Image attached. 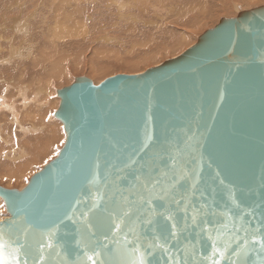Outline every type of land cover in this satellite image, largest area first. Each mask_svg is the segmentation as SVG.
Masks as SVG:
<instances>
[{"label":"water","instance_id":"water-1","mask_svg":"<svg viewBox=\"0 0 264 264\" xmlns=\"http://www.w3.org/2000/svg\"><path fill=\"white\" fill-rule=\"evenodd\" d=\"M57 94V158L0 187V264H264V6Z\"/></svg>","mask_w":264,"mask_h":264},{"label":"rangeland","instance_id":"rangeland-1","mask_svg":"<svg viewBox=\"0 0 264 264\" xmlns=\"http://www.w3.org/2000/svg\"><path fill=\"white\" fill-rule=\"evenodd\" d=\"M47 1H49V0H45L44 1L43 6L40 5L41 4L40 0L38 2L36 0H25V2L22 3V5L24 4L23 7L26 9L25 13L23 14L24 16L25 15H29V14L30 15H33V14L36 15L31 20H29V19L27 20V22L30 21L28 26H27V31L29 33H25L26 34L25 36L21 35L20 33H18L17 35L15 33H12V35H9V36L2 34V36H1L2 38H1L0 44L3 45V47L1 49L2 50L4 49V50L2 51L3 53L0 50V52H1L0 53V57H1L0 58L1 59L0 60V75H1L0 76L1 77L0 81L2 82L1 83L2 85L0 84V95H1V97L3 96V99L4 98L5 99H9V100L11 99L10 100L11 102L13 101V99L14 100L16 99L15 101H13V103H15V110L17 112L19 110V109H17V104H20L22 102V101L19 100L21 98L19 95H24V97L29 99L30 102H28V103H30V105H28V106H31V108H33V106H37V104H39V102H41L40 101L41 98L38 99L35 102V100H36L35 96H34L35 94H29L28 91L26 92V94H23L22 92H21V94H19L20 90H18L19 88H16V87L24 86L23 84H26L25 86H27V84L28 83L30 84V82L34 79V77L32 75L30 76V73H32V72H30L29 67H28L29 63H31V61L28 60V58H29V56H27L28 52L33 54L34 59L37 58L36 61L39 60V63L37 62V64H39V66H40V65H44V63H46V57H47L46 55L49 56V54H45V55H43L44 57H42V54H40V53H43V51L46 48H47V50H49L51 48L49 50L50 55H52L53 58H55V57L59 58V56H60V60L59 59L58 60L61 61L60 65L63 66L62 67L63 71H64L63 74L66 73L65 75H63L64 78L55 79L54 82H53V85H51V88H52L51 89L52 90V95L50 96L51 100L50 99H45V100H47V105L49 104L48 107L46 106L47 107L46 108L45 106H42L43 109L40 107V108H38L39 111H37L35 109V107H34L31 110L33 112L35 111V114H36V118L34 120L35 122L33 121V119H32V121L31 120H27L26 122L28 123V125L30 124L29 125L30 127L26 125L27 124L26 122L24 123L25 127H27V128L29 127L28 128L29 131L33 130L32 128L34 127V125L35 126L37 125L36 127H40L41 124H45V125L48 124L47 127H45V130L49 129L48 131L50 133L47 130H46L47 132L45 130H43V131L38 133L37 130L34 128L36 130L37 134H35L36 132L35 133L32 132V135H31V133L27 132L26 136H25V134H23V136H22L23 132H21V131L18 132L21 129L19 127H17V126L13 127V124L10 123V121L13 119V114L5 112V113H3V116H0V119H1L0 121L2 122L0 124V126H1L2 130H5L4 131L5 133L3 132L5 137L7 135L9 137L10 133H12V135H13L12 138H14V137L16 138L15 143H11V144L5 143V140H0V145H2V146L5 145L6 146V149L4 148L6 150L5 151L6 157H4V159H3V156H2V152L3 151L0 149V173L5 172L7 170V165L8 164L14 166L15 164L13 163V161H16L18 159V157L22 154L19 150L16 149V147H23L24 156H25L23 160H27V161H30L31 158L26 156L25 150H26V148H28L30 146V144L31 145H34V143L38 144V145L46 144V145H49L48 148L50 149V150L48 149V153L45 156H43L42 153L40 154L39 161H36L33 164H31L29 162L30 165H32V166H31V168L29 170H27L24 174L21 175L23 177V179L21 181H8V180L0 179V187L5 188V189H9V190H20L21 187L26 182L30 181V179L33 177V175H35L37 172L41 171L47 164H49L54 159H56L58 154H59V152L61 151V149L64 146L63 135H60V133L57 132V129H55L56 125H58L59 127L62 126L63 132H64V134H66L63 124L58 119L55 118V113L59 109V106H60L59 102L61 101L60 98L58 97V94H57L58 90H61V89L65 88V87H68V86L72 85L75 82V80L77 78H80V77L89 78L90 80L93 81V83L95 85H99L100 83H96L97 80L99 82H103V80L108 79L110 77L117 76V75H122V74L134 75V73L140 74L141 71H143V69L146 68L145 71H147L148 69L158 65V62L160 60L163 59L162 63H164L165 61H167V60H169L170 58L173 57V52H172L171 49H170L171 53L168 52L166 54V52H162L161 54H158L156 56L155 55H149V54H151L149 52L150 50H152V49H154L156 47L159 48L164 43H168L169 44L171 42L170 43V46H171L172 43H175L176 41L178 42V40H179V37L177 39V35L174 33V35H176V36L171 41V36H173V33H172L173 31L171 30V32L169 33V35L167 34L165 39L163 38V36L161 34H157V36L154 37V38H151L150 34H146V36H150V37H147V39L145 38V39L142 40V44H144V42H145V44H144L145 46H137V47H135V44L137 43V40L136 39H130L129 40V37H131L134 34L136 35L139 31L137 30V32H136V30H135L136 28L133 29L131 27L132 26L135 27L137 25L136 27H137V29H139V27L143 26L144 23L142 21V18L144 19V17L141 16V14H142L143 10H146V6L145 5L143 6L141 4H136L133 1H132V3H134L136 5H129L127 3V2H130L129 0H116L117 3L115 2V0H95V2L93 0H81L83 2V4H84V5H82V2L80 1L81 6L82 7H86L87 6L89 8H88L87 11L86 10L84 11L83 15L77 13L76 16L79 19H81L80 22L82 24H84L85 26H87L89 28L90 32L86 33L88 35L85 34V35L79 36V37H77V36H72L70 38L68 37L69 39H65L66 41L64 39L63 40L61 39L59 41L56 40L57 42H60V45H59V43H57L56 41H51L50 40L51 41L50 42L48 40V39H50V37L46 36V35H49L50 33H40V34H45V35H43L41 37V43L43 42L41 47L38 48L39 47V45H38L37 48L33 49L32 51H26V50H30L32 48V46H34L36 44V43L32 44L33 42H35L32 39H31L32 43L24 42L26 45H23V43L21 42V41H25V39H28L32 34H36V33H31V35H30V32L32 30H33V32L35 31V29L31 30L30 26H34V24L38 20H41V19L43 20L44 18L49 19V22L53 23L51 18H52V15L54 17L55 11H52V10L57 8L58 5L62 4L61 6H63V3H64V6H65V5H67L65 3H73L74 2V1L71 2L72 0H67V1L66 0H61V1H58L59 2V4H58L57 0H50L49 2H47ZM154 1L158 5H156L154 3ZM154 1H152L153 3L150 2V5H149V9L148 10L150 11V15H151V11H152L151 8H153V7L156 8V9L160 8V9L169 10L167 6L164 7L163 5H161L163 3L160 4V3L156 2V0H154ZM166 2H168V1H166ZM123 3H124V5H123ZM219 3L222 4V5H220ZM233 3L236 4V6H235L236 9L234 8ZM55 5H56V7H55ZM90 5H92V7ZM117 5H122L124 10L122 12H119ZM41 6H42V8H40ZM70 6H71L70 8H72V5H70ZM218 6H219V8H215V10L213 11V16L208 18L209 20H205L206 22L203 21L202 24H200L198 26L199 28L197 27L195 29L194 28L189 29L190 33L189 34L187 33L188 37H186V39L184 40V47L183 46H179V47H181V49L185 50L186 47L188 49V46L190 47V46L194 45L198 41V38L200 36H202L206 31L214 29L219 24L221 19H223V18L234 19V18L238 17L240 12L250 11V10H253V9H256V8H259V7H263L264 6V0H233V2H230L229 0H221V1L219 0ZM49 8H51V9H49ZM64 8L65 9L67 8V10L70 9L68 6L67 7L65 6ZM64 8L62 7V9H64ZM186 8H188V7H186ZM41 9H42L43 12L41 11ZM33 10L38 12V13L34 12ZM52 12H53V14H52ZM40 13H41V15H40ZM90 13L93 14V15L99 13V15L101 17H103V18L107 17V19L109 18V20H107L106 22H102L97 27V30L95 31V30H93L94 25L92 24V21L89 20V18H88V16H90ZM185 13L186 12H184V14ZM49 15H51V16H49ZM156 15L157 14H155V16ZM189 15L190 14H187V16H189ZM48 16H49V18H48ZM117 16H120L121 18L117 17ZM166 16H168V15H164L163 18L167 19ZM133 17L136 18V19H134V21H132ZM114 18H116V19L113 21ZM34 19L37 20V21H35ZM166 22L169 24V23H172V22H175V21H172V22L171 21L170 22L166 21ZM155 24H156L155 27L159 26L157 23H155ZM121 25H123V29L122 30L119 28V26H121ZM99 28H102L101 29L102 31ZM130 28L132 29V32H131ZM163 29H165V25H163ZM125 30L127 31L126 33H125ZM176 33H179V32L176 31ZM14 34H15V37L17 38V40H18V43L20 42L19 44H21L22 47H23L22 48V50H23L22 54L23 55L22 54L17 55L18 57H16V50H14L17 47V46H15ZM191 34H192V36L190 37ZM81 37H83V38L81 39ZM187 38L189 39V41L187 40ZM10 39H12V42H11ZM45 39H46V43L44 42ZM101 39L103 40V42L100 41ZM120 39H121V41H120ZM149 39H152L151 42L148 41ZM67 40L69 42H67ZM85 40H86L87 44L85 43ZM64 41L67 42V44L66 43L64 44ZM52 42H54V43L52 44ZM55 42L57 44H55ZM189 42L192 45H190ZM45 44L47 46H45ZM70 44H71V46H70ZM28 45L31 46V47H29ZM53 45L54 46L57 45L59 47L56 46V47L52 48ZM64 45L66 47H68V49H66V47ZM14 46H15V48H13ZM11 47L13 48L12 52H11ZM24 48H26V50ZM54 48H55L56 51H54ZM63 48H65V50H67L68 52L64 51ZM52 49H53V51H52ZM60 50H63L64 54H63V51H60ZM9 53H10V55H9ZM35 53H36V55H35ZM54 53H55V55H54ZM57 54H59V55L56 56ZM169 56H171V57H169ZM154 57H156V58H154ZM40 58H42V60ZM61 58H63V62H62ZM147 59H148V61H147ZM43 61H44V63H43ZM8 62H9V64H6ZM26 63H27V65H25ZM17 65H19L20 67L17 68ZM150 66H152V67H150ZM23 70H26L28 73H26L24 76H20V73ZM43 70L44 69H42V71ZM3 71H4V74H3ZM39 72H41V70ZM43 72H41V73H43ZM1 73L4 76H2ZM15 78L17 80H20V81L15 82ZM103 78H105V79H103ZM15 85H17V86H15ZM20 85H22V86H20ZM35 88H36L35 86L34 87L32 86V88L30 87V89H35ZM12 89H13L14 92L12 91ZM57 103L59 104V106L57 105ZM32 104H33V106H32ZM34 104H36V105H34ZM10 105H11V103H10ZM23 110L24 109L19 111V115L17 113L19 121H21V117L23 116L22 113L23 112L26 113ZM49 110H51V111H49ZM44 113H46V114H44ZM50 113H51V115H50ZM7 114H10L9 117H8ZM9 118H10V120H9ZM31 124L33 125V127H32ZM48 127H50V128H48ZM30 128H31V130H30ZM15 133L18 134V135H16ZM46 133H48L47 134L48 136L45 135ZM20 135H21V137H20ZM44 135L47 138H44L45 137ZM55 135L58 138L54 139ZM3 136H1V137H3ZM37 137L40 138V140ZM49 140H50V144L51 145L48 144V142H46V141H49ZM33 141H38V142H33ZM42 142H44V143H42ZM1 156H2V158H1ZM40 157L42 159H40ZM10 160H13V161H10ZM7 213H8L7 212V208H3L2 209V214H7Z\"/></svg>","mask_w":264,"mask_h":264},{"label":"bare ground","instance_id":"bare-ground-1","mask_svg":"<svg viewBox=\"0 0 264 264\" xmlns=\"http://www.w3.org/2000/svg\"><path fill=\"white\" fill-rule=\"evenodd\" d=\"M37 2L39 1V0H36ZM41 1V4L40 5H42L43 6V4H44V1L45 0H40ZM50 1V0H49ZM49 1H47V2H49ZM58 1H61V0H57V2ZM67 1V0H66ZM74 1V2H73ZM80 1L81 0H72L71 2H73V3H65V4H67V5H65L66 7L68 6L69 8L71 7L70 5H72V8H70V9H68L67 10V8L65 9L64 7V3H63V6H61V5H58L57 6V8H55L56 7V5H55V9L54 10H52V11H55V14H54V17H53V15H52V21H53V23L52 22H49V19H47V18H44L43 20L41 19V20H35V21H37L35 24H34V26H30V29L32 30V29H35V31L33 32V30L30 32V35H31V33H36V34H32L28 39H25V41H21L22 43H23V45H26L24 42H30V43H32L31 42V39L33 40V41H35V42H33L32 44H35L34 46H32V48L30 49V50H26V48H24L26 51H32L33 49H35V48H37V46L39 45V47L38 48H40L41 47V45H42V43H41V37L43 36V35H45V34H40V33H50L49 35H46V36H49L50 37V39H48L49 41L51 40V41H56V40H65V39H69L70 37H72V36H77V37H79V36H83V35H85L86 33H89L90 31H89V28L87 27V26H85L84 24H82L80 21H81V19H79L77 16H76V14L77 13H79V14H84V11L86 10H88V8L89 7H82L81 6V4H80ZM94 2H95V0H93ZM130 2H127L129 5H136V4H141V5H145L146 6V10H143L142 11V14H141V16H143L144 17V19L142 18V21H143V26H141V27H139V29H137V25L134 27V26H130L131 28H136L135 30H136V32H137V30L139 31L136 35L134 34V35H132L131 37H129V40L130 39H136L137 40V43L135 44V47H137V46H145L144 44H145V42H144V44H142V40L143 39H147V37H150V36H146V34H150L151 35V38H154V37H156L157 36V34H161L162 36H163V38L165 39L166 38V36H167V34L169 35V33L171 32V30L173 31L172 33H173V36H171V41H172V39L177 35V39H178V37H179V40H178V42L176 41L175 43H172L171 44V46H170V43L168 44V43H164L163 45H161L159 48H154V49H152V50H150L149 52L151 53V54H149V55H158V54H161L162 52H166V54L169 52V53H171L170 51L172 50V52H173V57L172 58H175V57H178L179 55H181L182 53H184L186 50H187V47L185 48V50L184 49H181V47H179V46H183L184 47V40L186 39V37H188L187 35L190 33V30L189 29H192V28H197L200 24H202V22L203 21H205V20H209L208 18H210V17H212L213 16V11L215 10V8H219V6H218V2H219V0H156V2H158V3H163V4H161V5H163L164 7L165 6H167L168 7V9L169 10H165V9H160V8H151L152 9V11H151V15H150V11L148 10L149 9V5H150V2H152V1H154V0H129ZM132 1L134 2V3H136V4H134V3H132ZM166 1H168V2H166ZM221 1V0H220ZM230 2H233V0H229ZM23 2H25V0H0V41H1V36H2V34L3 35H7V36H9V35H12V33H15L16 35L18 34V33H20L21 35H23V36H25L26 34L25 33H29L28 31H27V26H28V24H29V22H27V20L29 19V20H31L33 17H35L36 15H23L24 13H25V11H26V9L23 7V5H22V3ZM56 2V1H55ZM54 2V3H55ZM65 2V1H64ZM82 2V1H81ZM115 2H116V0H115ZM165 2V3H164ZM238 2V1H237ZM61 3V2H60ZM117 3V2H116ZM153 3V2H152ZM154 3H155V1H154ZM224 3V2H223ZM56 4V3H55ZM58 4H59V2H58ZM113 4V3H112ZM120 4V3H119ZM156 5H158L157 3H155ZM220 4V3H219ZM226 4V3H225ZM49 5V4H48ZM82 5H84L83 4V2H82ZM123 5H124V3H123ZM220 5H222V4H220ZM224 5V4H223ZM233 5H234V8L236 9V4L235 3H233ZM42 6L40 7V8H42ZM91 7H92V5H90ZM118 6V11L119 12H122L123 10H124V8H123V6L122 5H117ZM62 7L64 8V9H62ZM186 7H188V8H186ZM24 8V9H23ZM34 8V7H33ZM38 8V7H37ZM39 8V9H40ZM47 8V7H46ZM36 9V8H35ZM49 9H51V8H49ZM57 9V10H56ZM227 10V9H226ZM34 11V10H33ZM41 11H42V9H41ZM145 11V12H144ZM30 12V11H29ZM34 12H36V11H34ZM43 12V11H42ZM184 12H186L185 14H184ZM36 13H38V12H36ZM45 13V12H44ZM43 13V14H44ZM52 14H53V12H52ZM136 14V13H135ZM155 14H157L156 16H155ZM187 14H190L189 16H187ZM40 15H41V13H40ZM164 15H168V16H166V18L167 19H165V18H163V16ZM49 16H51V15H49ZM49 16H48V18H49ZM137 16V15H136ZM23 19H22V18ZM40 17V16H39ZM112 17V16H111ZM117 17H120V16H117ZM116 17V18H117ZM88 18H89V20H91L92 21V24L94 25V27H93V30H97V27L102 23V22H106L107 20H109V18L107 19V17H101L100 15H99V13L98 14H95V15H93V14H91L90 13V16H88ZM113 18V17H112ZM116 18H114L113 19V21L116 19ZM121 18V17H120ZM132 18V17H131ZM134 19H136L135 17H133V20L132 21H134ZM131 21V22H132ZM138 21V20H137ZM166 21H175V22H172V23H167ZM206 22V21H205ZM208 22V21H207ZM87 23V22H86ZM85 23V24H86ZM155 23H157L159 26H157V27H155ZM154 24V25H153ZM52 25V26H51ZM134 25V24H133ZM163 25H165V29H163ZM105 26V25H104ZM139 26V25H138ZM125 27V26H124ZM119 28L122 30L123 29V25H121V26H119ZM130 28V29H131ZM199 28V27H198ZM201 28V27H200ZM203 28V27H202ZM100 30L102 29V28H99ZM128 30V29H127ZM102 31V30H101ZM176 31H178L179 33H176ZM192 31V30H191ZM127 31L125 30V33H126ZM130 32V31H129ZM128 32V33H129ZM131 32H132V29H131ZM105 33V32H104ZM174 33L176 34V35H174ZM188 33V34H187ZM15 34H14V38H15V46H17L16 48H15V46L13 47V48H15L14 50H16V57H18L17 55H20V54H22L23 53V50H22V45L21 44H19L18 43V40H17V38L15 37ZM100 34V33H99ZM86 35H88V34H86ZM192 36V34L190 35V37ZM194 36V35H193ZM27 37V36H26ZM69 37V38H68ZM93 37V36H92ZM25 38V37H24ZM83 37H81V39H82ZM13 39V38H12ZM12 39H10L11 40V42H12ZM72 39V38H71ZM77 39V38H76ZM89 39V38H88ZM24 40V39H23ZM47 40V41H48ZM87 40V39H86ZM86 40H85V43H86ZM117 40V39H116ZM151 40L152 39H149L148 41H150L151 42ZM187 40L189 41V39L187 38ZM186 40V41H187ZM50 41V42H51ZM66 41V40H65ZM64 41V44L66 43L67 44V42H69L68 40H67V42H65ZM100 41H102L103 42V40L101 39ZM120 41H121V39H120ZM158 41V40H157ZM165 41V40H164ZM185 41V42H186ZM45 43H46V39H45V41H44ZM57 42V41H56ZM55 42V44H57V43H59V45H60V42H57L56 43ZM90 42V41H89ZM3 43V42H2ZM49 43V42H48ZM54 42H52V44H53ZM62 43V42H61ZM73 43V42H72ZM78 43V42H77ZM190 43V42H189ZM188 43V44H189ZM51 44V45H52ZM87 44V43H86ZM12 45V44H11ZM10 45V46H11ZM50 45V44H49ZM186 45V44H185ZM190 45H192L191 43H190ZM6 46V45H5ZM29 46V45H28ZM45 46H47L46 44H45ZM57 45H53L52 46V48L53 47H56ZM65 46V45H64ZM63 46V47H64ZM68 46V45H67ZM70 46H71V44H70ZM74 46V45H73ZM193 46V45H192ZM3 47V45L2 44H0V50H1V52L4 50H2L1 48ZM29 47H31V46H29ZM57 47H59V46H57ZM66 47V46H65ZM191 47V46H190ZM189 46H188V48H190ZM10 48V47H9ZM13 48L11 47V52H12V50H13ZM50 48V47H49ZM62 48V47H61ZM70 48V47H69ZM80 48V47H79ZM44 49V48H43ZM51 49V48H50ZM49 49V50H50ZM58 49V48H57ZM64 49V51H67V50H65V48H63ZM66 49H68V47H66ZM171 49V50H170ZM49 50H47V48L43 51V53H40V54H42V57H44L43 55H45V54H49V56L48 55H46L47 57H46V63H44V61H43V63H44V65H40L39 66V64H37V62L39 63V60L38 61H36V59H34V56H33V54H31L30 52H28V55L27 56H29V58H28V60L29 61H31V63H29V65H28V67H29V70H30V72H32V73H30V76L32 75L33 77H34V79L30 82V84L28 83L27 84V86H25L26 84H23L24 86H22V85H20V86H22V87H16V88H19L18 90H20V93L19 94H21V92L23 93V94H26V92L28 91L29 92V94H35L34 96H35V102L38 100V99H40V101L41 102H39V104H37V106H33V104H32V106H33V108L35 107V109L37 110V111H39V109L38 108H42V106H47L48 107V105H47V100H45V99H50V96L52 95V88H51V85H53V82H54V80L55 79H58V78H64L63 77V75H65V74H63L64 73V71H63V66H61L60 65V62L61 61H59L60 60V56H59V58L58 57H55V58H53L52 57V55H50V52H49ZM74 50V49H73ZM72 50V51H73ZM52 51H53V49H52ZM54 51H56L55 50V48H54ZM60 51H63V50H60ZM64 51H63V54H64ZM96 51V50H95ZM0 52V53H1ZM8 52V51H7ZM15 52V51H14ZM59 52V51H58ZM68 52V51H67ZM111 52V51H110ZM3 53V52H2ZM66 53V52H65ZM70 53V52H69ZM74 53V52H73ZM108 53V52H107ZM112 53V52H111ZM61 54V53H60ZM67 54V53H66ZM113 54V53H112ZM115 54V53H114ZM9 55H10V53H9ZM15 55V54H14ZM23 55V54H22ZM35 55H36V53H35ZM54 55H55V53H54ZM59 54H57L56 56H58ZM79 55V54H78ZM108 55V54H107ZM8 56V55H7ZM41 56V55H40ZM66 56V55H65ZM68 56V55H67ZM115 56V55H114ZM118 56V55H117ZM3 57V56H2ZM6 57V56H5ZM12 57V56H11ZM63 57V56H62ZM69 57V56H68ZM116 57V56H115ZM119 57V56H118ZM169 57H171V56H169ZM1 58V57H0ZM13 58V57H12ZM52 58V59H51ZM154 58H156V57H154ZM172 58H170V59H172ZM10 59V58H9ZM8 59V60H9ZM17 59V58H16ZM39 59V58H38ZM41 60H42V58H40ZM49 59V60H48ZM59 59V60H58ZM62 59V62H63V58H61ZM1 60V59H0ZM7 60V61H8ZM15 60V59H14ZM66 60V59H65ZM81 61V60H80ZM147 61H148V59H147ZM162 61H163V59L162 60H160L159 62H158V65H161V63H162ZM26 62V61H25ZM11 63V62H10ZM42 63V64H43ZM67 63V62H66ZM6 64H9V62L8 63H6ZM25 65H27V63L25 64ZM63 65V64H62ZM158 65H156V66H158ZM16 66V65H15ZM156 66H154V67H156ZM20 66L19 65H17V68H19ZM150 67H152V66H150ZM65 68V67H64ZM153 68V67H152ZM41 70V72H43V73H41V72H39L40 70ZM42 69H44L43 71H42ZM146 69V68H145ZM145 69H143V71H141V73H143L144 71H145ZM67 71V70H66ZM65 71V72H66ZM26 73H28L26 70H23L21 73H20V76H24ZM140 73V72H139ZM2 74V73H1ZM3 74H4V71H3ZM2 74V76H4ZM136 73H134V75H135ZM126 75V74H125ZM1 76V75H0ZM16 77V76H15ZM0 79H1V77H0ZM103 79H105V78H103ZM102 80V79H101ZM106 80V79H105ZM105 80H103V81H105ZM18 81H20V80H17L16 78H15V82H18ZM2 82L0 81V84H1ZM96 83H102V82H99L98 80L96 81ZM2 85V84H1ZM15 86H17V85H15ZM32 86L34 87H36L35 89H30V87L32 88ZM12 91H13V89H12ZM14 92V91H13ZM12 93V92H11ZM20 97V101H22L20 104H17V109H19L18 110V112L15 110V103H13V101H15L14 99H13V101L11 102L9 99H3V96L1 97V95H0V116H3V113H11V114H13V119L10 121V123L11 124H13V127H19L21 130H19L18 132H23L22 133V136H23V134H25V136H26V134H27V132H29V133H31V135H32V132L33 133H35L36 132V130H37V132L39 133V132H41V131H43V130H45V127H47V125H45V124H41V126L40 127H36L35 125H34V127H33V125H32V131H29V125H28V123L26 122L27 120H31L32 121V119H33V121L35 120V118H36V114H35V111L33 112L31 109H33V108H31V106H28V105H30V103H28V102H30L29 101V99H27L26 97H24V95H19ZM5 97V96H4ZM51 100V99H50ZM49 102V101H48ZM61 102V101H60ZM60 102H59V104H60ZM9 103V104H8ZM10 103H11V105H10ZM36 104H34V105H36ZM55 104V103H54ZM59 104L57 103V105L59 106ZM51 106V105H50ZM46 107V108H47ZM22 109H24L23 111H25L26 113H22V117H21V121H19V119H18V115H19V111H21ZM43 109V108H42ZM56 109V108H55ZM49 111H51V110H49ZM17 113H18V115H17ZM21 114V113H20ZM44 114H46V113H44ZM8 115V117H9V115L10 114H7ZM41 115V114H40ZM43 115V114H42ZM49 115V114H48ZM50 115H51V113H50ZM39 116V115H38ZM53 116V115H52ZM45 117V116H44ZM50 117V116H49ZM28 118V119H27ZM47 118V117H46ZM1 120V119H0ZM9 120H10V118H9ZM40 120V119H39ZM19 121V122H18ZM5 122V121H4ZM27 123L26 125L27 126H29L28 128L27 127H25V124L24 123ZM35 122V121H34ZM33 122V123H34ZM2 122L0 121V124H1ZM9 123V124H10ZM32 123V122H31ZM40 123V122H39ZM42 123V122H41ZM44 123V122H43ZM48 123V122H47ZM50 123V122H49ZM36 130H35V129ZM48 128H50V127H48ZM11 129V128H10ZM17 129V128H16ZM55 129H57V132H59L60 133V135H63V139H64V144H65V140H66V134H64V132H63V128H62V126H58V125H56V128ZM30 130H31V128H30ZM47 130V129H46ZM45 130V131H46ZM49 130V129H48ZM47 130V131H48ZM5 130H2V128H1V126H0V140H5V143H7V144H11V143H15V141H16V138L14 137V138H12L13 137V135H12V133H10V135H9V137H8V135L5 137V135H4V132ZM8 131V130H7ZM16 131V130H15ZM44 131V132H45ZM46 131V132H47ZM4 132V133H3ZM37 132L35 133V134H37ZM49 132V131H48ZM55 132V131H54ZM50 133V132H49ZM16 134V133H15ZM48 133H46L45 135L46 136H48L47 135ZM4 135V136H3ZM16 135H18V134H16ZM44 135V136H45ZM1 136H3V137H1ZM44 137V138H47V137ZM20 137H21V135H20ZM41 137V136H40ZM12 138V139H11ZM23 138V137H22ZM38 138V137H37ZM42 138V137H41ZM56 138H58V137H56V135H55V137H54V139H56ZM39 140H40V138H38ZM37 139V140H38ZM32 140V139H31ZM51 140V139H50ZM50 140L49 141H46V142H48V144H50ZM33 142H38V141H33ZM57 142V141H56ZM31 143V142H30ZM42 143H44V142H42ZM41 145V144H40ZM40 145H38V144H35L34 143V145H31L30 144V146L28 147V148H26V150H25V152H26V156H28V157H30L31 158V160L30 161H27V160H23L24 159V149H23V147H16V149L17 150H19L22 154L18 157V159L16 160V161H13V160H10V161H13V163L15 164L14 166L13 165H7V170L5 171V172H2V173H0V179H3V180H8V181H21L22 179H23V177L21 176L22 174H24L27 170H29L30 168H31V166L32 165H30V163L31 164H33L34 162H36V161H39V156H40V154L42 153L43 154V156H45L47 153H48V147H49V145H46V144H42L41 146ZM51 145V144H50ZM6 149V146L5 145H0V149L4 152H2V156H3V159H4V157H6V154H5V149ZM4 149V150H3ZM50 150V149H49ZM2 156H1V158H2ZM8 157V156H7ZM40 159H42L41 157H40ZM2 160V159H1ZM4 161V160H3ZM9 161V160H8ZM30 162V163H29ZM38 173V172H37ZM34 176V175H33ZM28 183L29 182H26L22 187H21V189H20V191L21 190H23L27 185H28ZM3 208H6V205H5V202H4V200L3 199H1L0 198V221H2V220H4V219H6V218H8V217H10V214L9 213H7V214H2V209Z\"/></svg>","mask_w":264,"mask_h":264}]
</instances>
